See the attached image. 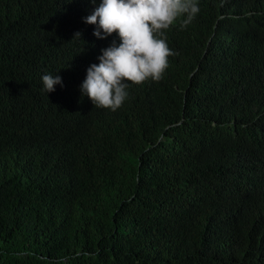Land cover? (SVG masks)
I'll return each instance as SVG.
<instances>
[{
    "label": "trees",
    "instance_id": "1",
    "mask_svg": "<svg viewBox=\"0 0 264 264\" xmlns=\"http://www.w3.org/2000/svg\"><path fill=\"white\" fill-rule=\"evenodd\" d=\"M101 2L0 0V264H264V0H196L116 111Z\"/></svg>",
    "mask_w": 264,
    "mask_h": 264
},
{
    "label": "clouds",
    "instance_id": "2",
    "mask_svg": "<svg viewBox=\"0 0 264 264\" xmlns=\"http://www.w3.org/2000/svg\"><path fill=\"white\" fill-rule=\"evenodd\" d=\"M198 13L196 0H102L85 23L97 26L93 35L98 39L116 34L120 43L102 50L99 64L89 67L82 95L95 108L116 111L128 98L129 85L160 81L169 66L168 57L174 55L164 33L181 20V27H186ZM42 83L50 93L62 80L45 74Z\"/></svg>",
    "mask_w": 264,
    "mask_h": 264
}]
</instances>
